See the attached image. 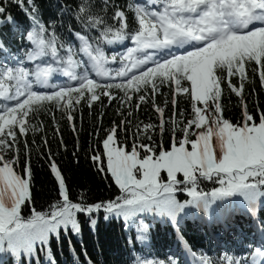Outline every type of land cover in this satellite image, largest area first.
Returning a JSON list of instances; mask_svg holds the SVG:
<instances>
[{"label": "snow or ice", "instance_id": "1", "mask_svg": "<svg viewBox=\"0 0 264 264\" xmlns=\"http://www.w3.org/2000/svg\"><path fill=\"white\" fill-rule=\"evenodd\" d=\"M10 3L24 20L11 15ZM6 24L12 36L0 32V254L38 259L43 252L44 264H54L53 239L61 245L62 233L94 229L103 212L105 221L135 226L133 247L149 238L151 220L173 227V255L135 264H189L187 257L191 264H264V242L210 255L183 231L195 210L205 225L231 231L230 205L239 201L252 218L264 209V106L254 87L264 89V0H0V27ZM233 96L239 119L226 114ZM105 99L116 104L107 127ZM96 104L92 140L81 145L84 111ZM142 109L155 121L140 120ZM57 113L75 137L73 162L78 166L83 153L114 183L113 198L92 199L83 185L73 190L60 162L68 145ZM33 153L46 160L54 182L56 195L44 204H37Z\"/></svg>", "mask_w": 264, "mask_h": 264}, {"label": "trees", "instance_id": "2", "mask_svg": "<svg viewBox=\"0 0 264 264\" xmlns=\"http://www.w3.org/2000/svg\"><path fill=\"white\" fill-rule=\"evenodd\" d=\"M44 2L46 5L54 6L56 4V0H44ZM119 2L124 3V0H119ZM49 10L53 9L50 8ZM8 11L17 20L22 21L25 19L21 8L17 7L14 3L8 5ZM10 29L11 25L6 24L0 27V32H6L11 37L12 32ZM15 42L18 46V37ZM254 87L256 96H258L261 105L264 106V89L260 87L258 82ZM246 91H248L247 88ZM103 103V110L106 112L103 124L104 127H107L109 121L116 118V104L108 106L106 99ZM249 107H253L251 101H249ZM100 110V104L94 106L91 114L85 109L83 131L80 133L81 145H84L86 141L90 142L92 140L90 134L93 132L95 117ZM226 114L233 119L240 118V107L235 96L232 97ZM148 117H151L155 121V114L149 109H142L138 114L140 120H146ZM41 119H44L48 123L46 117L42 116ZM57 119L61 120L62 134L68 145V152L65 153L61 150L60 162L66 169L68 180L73 190L80 191L81 185H83L82 190L90 191L92 199L107 200L113 198L117 194L114 183L111 180H102L101 176L96 174L94 167H92L90 161L83 153L80 155L78 166L73 162L71 152L74 150L75 137L71 129L61 119L59 113H57ZM47 133L49 138L52 139L53 128L51 126L47 128ZM168 140L169 136L166 134L164 136L165 143ZM37 143H39V136H37ZM52 144L53 146L56 144L54 139L52 140ZM32 162L34 183L37 189V204H44L45 201L52 199L56 195L53 191V178L48 173L46 160L39 159L33 153ZM208 187H211V185L209 184ZM186 198V194L179 196L181 201ZM229 209L233 212L235 225L229 231V234L225 235V230L220 226L205 225L202 219L197 218L199 210H195V213L184 221L183 231L185 236L192 243L208 251L210 255H220V252L225 250L223 245L226 243L228 246H247L248 244L258 245L264 242V229L261 228L262 223H264V209L259 210L255 218L248 216L245 206L240 202L230 205ZM104 216L105 213L103 212L98 214L99 223L94 229L84 224L83 232L80 236H76L71 232L67 234L62 233L61 245H57L53 239L52 252L54 254V264H82L88 257L94 260L95 264H135L136 258L163 259L165 256H171L177 251L178 244L173 227L160 223L158 217L151 220L153 227L149 238L142 242L136 241V245L133 247L129 240L135 235V226L124 227L122 218H109L108 221H105ZM149 219H151V214H149ZM203 219L206 220L207 216L204 215ZM83 220L84 218L81 217L82 222ZM253 225L257 228L260 226V236H257V230L252 228ZM69 239L75 245L73 251L69 249ZM61 247L63 250H61ZM83 249H87V253L81 256L79 253ZM233 249L235 248L231 250ZM44 262L45 254L43 252L39 253L38 259L36 257H29L26 253L22 254L19 258L11 254H0V264H44Z\"/></svg>", "mask_w": 264, "mask_h": 264}]
</instances>
